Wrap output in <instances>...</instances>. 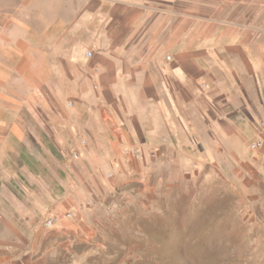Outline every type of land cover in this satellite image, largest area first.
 <instances>
[{
    "label": "rangeland",
    "instance_id": "rangeland-1",
    "mask_svg": "<svg viewBox=\"0 0 264 264\" xmlns=\"http://www.w3.org/2000/svg\"><path fill=\"white\" fill-rule=\"evenodd\" d=\"M136 2L164 24L182 14L184 36L210 35L211 21L256 31L264 45V0ZM93 17L88 11L90 29ZM200 50L209 59L184 84L182 106L132 102L139 122L127 139L123 126L91 123L80 131L77 118L90 111L69 108L62 77L49 103L28 100L35 78L23 77L11 97L22 96L16 110L40 169L37 180L16 172L8 183V196L22 201L14 222L23 264H264V107L252 98L250 69L236 77L220 68L216 81L206 69L210 40ZM257 140L261 147L251 149ZM17 151L18 165H26V151Z\"/></svg>",
    "mask_w": 264,
    "mask_h": 264
},
{
    "label": "crops",
    "instance_id": "crops-1",
    "mask_svg": "<svg viewBox=\"0 0 264 264\" xmlns=\"http://www.w3.org/2000/svg\"><path fill=\"white\" fill-rule=\"evenodd\" d=\"M89 6L87 0H0V264H23L22 230L14 222L22 219V201L8 196V183L16 182V172L37 180L33 172L40 170L30 156L37 150L22 131L26 121L16 110L22 96L11 97L17 86L21 91L23 77L35 78L30 92L36 95L27 99L40 103L53 99L62 77L66 96L72 98L69 108L90 111L80 113L78 128L123 126L119 134L127 139L129 125L139 122L129 113L132 102L141 101L146 108L182 106L184 84L209 59L200 43L210 40L206 69L212 79L218 81L220 68L236 77L243 67L250 69L257 85L252 98L264 107V45L259 46L262 35L256 31L210 21V35L184 36L183 16L176 12L174 21L164 24V16L136 0H92ZM88 11L94 16L92 29ZM135 131L144 136L146 128ZM18 149L27 153L24 166L18 165L23 157Z\"/></svg>",
    "mask_w": 264,
    "mask_h": 264
},
{
    "label": "built area",
    "instance_id": "built-area-1",
    "mask_svg": "<svg viewBox=\"0 0 264 264\" xmlns=\"http://www.w3.org/2000/svg\"><path fill=\"white\" fill-rule=\"evenodd\" d=\"M91 56V52H88L87 53V57H90ZM169 59V58H168ZM70 105H71V103H70ZM261 145H262V141L261 140H257V141H254L252 144H251V149H253V150H257L259 147H261ZM136 153H137V151H136ZM72 157L73 158H77L78 157V154H77V152H73L72 153ZM69 217V215H67V218ZM55 219L56 218H47V219H45V221L43 222V226L45 227V228H51L52 226H53V224L55 223Z\"/></svg>",
    "mask_w": 264,
    "mask_h": 264
}]
</instances>
